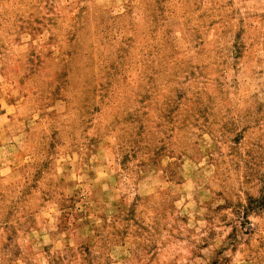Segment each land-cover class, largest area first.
I'll use <instances>...</instances> for the list:
<instances>
[{"label": "rangeland", "instance_id": "1", "mask_svg": "<svg viewBox=\"0 0 264 264\" xmlns=\"http://www.w3.org/2000/svg\"><path fill=\"white\" fill-rule=\"evenodd\" d=\"M0 264H264V0H0Z\"/></svg>", "mask_w": 264, "mask_h": 264}]
</instances>
